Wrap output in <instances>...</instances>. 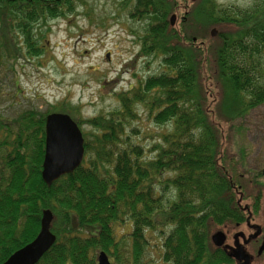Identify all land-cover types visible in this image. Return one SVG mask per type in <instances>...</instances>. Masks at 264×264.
Returning <instances> with one entry per match:
<instances>
[{
    "label": "trees",
    "instance_id": "16d2710c",
    "mask_svg": "<svg viewBox=\"0 0 264 264\" xmlns=\"http://www.w3.org/2000/svg\"><path fill=\"white\" fill-rule=\"evenodd\" d=\"M119 1L138 24L139 55L159 56L162 68L117 93L120 107L85 120L82 164L49 186L41 178L49 111L0 115V264L36 236L44 209L55 241L35 264H96L98 251L112 264H144L156 232L162 264H264V188L228 148L232 122L264 103V0ZM74 8V0H0V58L20 50L18 35L39 55L40 28ZM138 105L170 127L151 157L126 133ZM75 109L60 112L76 117ZM126 220L118 238L114 226Z\"/></svg>",
    "mask_w": 264,
    "mask_h": 264
},
{
    "label": "rangeland",
    "instance_id": "374dc122",
    "mask_svg": "<svg viewBox=\"0 0 264 264\" xmlns=\"http://www.w3.org/2000/svg\"><path fill=\"white\" fill-rule=\"evenodd\" d=\"M216 1L222 6L251 8L261 0ZM119 2L74 0V12L48 19L40 28L36 38L41 53L37 56L27 53L17 34L20 50L0 58V115L11 120L31 109L48 114L76 108V117L70 116L79 120L81 132L88 135L92 128L85 120L120 107L117 93L158 73L160 57L139 55L138 24L127 10L120 9ZM260 58L264 65V52ZM134 109L137 117L128 124L126 133L132 142L144 146L146 157H151L153 152L147 150L170 127L154 123L139 105ZM232 125L228 148L242 158L241 168L247 176L264 188V103ZM130 227L128 220L115 225L116 236L120 238ZM161 242L157 232L150 234L144 264H162Z\"/></svg>",
    "mask_w": 264,
    "mask_h": 264
},
{
    "label": "water",
    "instance_id": "95a60500",
    "mask_svg": "<svg viewBox=\"0 0 264 264\" xmlns=\"http://www.w3.org/2000/svg\"><path fill=\"white\" fill-rule=\"evenodd\" d=\"M175 20L176 16L173 14L170 17V24L174 25ZM216 34L217 30L213 28L211 35L215 36ZM44 133L41 178L49 186L81 164L84 157V139L78 124L69 114L62 112H51L46 115ZM262 173L264 174V168ZM52 220L51 210L44 209L37 235L30 242L11 253L1 264H35L55 241V235L50 231ZM211 240L215 246H221L225 241L224 232L216 231L212 234ZM263 248L264 236L260 249ZM96 263L112 264L104 251L97 252Z\"/></svg>",
    "mask_w": 264,
    "mask_h": 264
}]
</instances>
